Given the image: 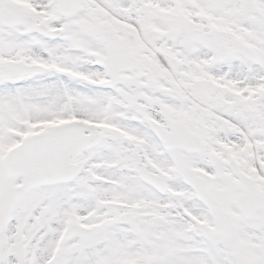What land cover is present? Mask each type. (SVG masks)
Segmentation results:
<instances>
[{
  "label": "snow or ice",
  "instance_id": "obj_1",
  "mask_svg": "<svg viewBox=\"0 0 264 264\" xmlns=\"http://www.w3.org/2000/svg\"><path fill=\"white\" fill-rule=\"evenodd\" d=\"M0 264H264V0H0Z\"/></svg>",
  "mask_w": 264,
  "mask_h": 264
}]
</instances>
